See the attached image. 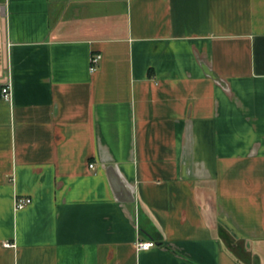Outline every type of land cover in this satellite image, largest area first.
<instances>
[{"label":"crops","instance_id":"crops-1","mask_svg":"<svg viewBox=\"0 0 264 264\" xmlns=\"http://www.w3.org/2000/svg\"><path fill=\"white\" fill-rule=\"evenodd\" d=\"M5 83L0 264H264V0H0Z\"/></svg>","mask_w":264,"mask_h":264},{"label":"built area","instance_id":"built-area-1","mask_svg":"<svg viewBox=\"0 0 264 264\" xmlns=\"http://www.w3.org/2000/svg\"><path fill=\"white\" fill-rule=\"evenodd\" d=\"M99 56L100 54L97 52L90 54L88 58L89 70H93L94 68H96ZM0 94L4 100L10 99L11 94H10V88H9L8 83H5L0 87ZM88 163H89L88 165L91 167L92 163L91 162H88ZM29 200H30V197L16 196L13 201V208L22 207L23 205L27 204ZM154 244H155V241L151 238H145V239L139 238L134 242V246L137 249H145L150 246H153Z\"/></svg>","mask_w":264,"mask_h":264}]
</instances>
